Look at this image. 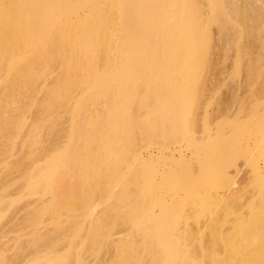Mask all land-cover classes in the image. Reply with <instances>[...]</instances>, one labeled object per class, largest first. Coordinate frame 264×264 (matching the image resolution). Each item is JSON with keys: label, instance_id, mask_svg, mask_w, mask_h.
Masks as SVG:
<instances>
[{"label": "rangeland", "instance_id": "rangeland-1", "mask_svg": "<svg viewBox=\"0 0 264 264\" xmlns=\"http://www.w3.org/2000/svg\"><path fill=\"white\" fill-rule=\"evenodd\" d=\"M106 1H99V6L95 8L96 14L102 11ZM227 1L183 0L189 5L188 12L193 8L196 11L194 13H197L190 18L193 17L194 20L192 25L195 23L199 26L198 31L194 30L199 34L194 32L195 35H192L198 44L193 43V52L176 55L153 54L150 48H145L147 33V41L152 40L151 34L149 35L152 29L150 24L152 26L153 21L157 20V12L164 9L161 5L168 1L114 0V25L117 32H114L112 42L119 37L120 26L126 23L127 36L137 38L136 44H141L138 45L140 48L137 46L138 51L142 54H117L116 42L113 44L114 54H97V98L89 99L84 104L77 103V99L85 92L80 86L74 89L73 99L65 109L60 108L55 113L54 110L48 114L41 106L45 90L54 84L57 75L63 71L59 62L50 65L45 59L39 61L42 74L33 89L21 85L19 89L6 90L0 83V264H56L67 259L70 264H77V260L83 264H110L116 248L132 249V253L137 251L134 253L139 258L144 241L136 235L139 230L134 229L135 227L120 222L117 223L116 230L111 231L115 232L114 235L102 230L100 235L104 237L97 240H94L97 237H92L93 233L98 234L96 219L115 214L111 204L107 202L108 194H120L123 191L112 187L114 180L116 183L119 181L118 184L121 182L120 185L122 182L129 183L130 174L136 170L139 171L140 187L130 188L129 194L133 195L136 202L146 199L148 210L163 220L161 225L149 230V233L154 234V240H177V245H187L184 243L188 239V242H192L191 245L197 242L199 249V243H203L202 246L209 248L210 255L206 256L205 247L201 259L200 252L203 249H197L200 254L192 252L190 257V251L196 249L193 248L194 244L190 248V243L186 241V248L190 249L186 252L190 255H184L187 260L193 258L192 263L197 255H201L196 259V262L199 260L197 264L201 260L200 264H211L220 258L221 261H215L216 264H231L232 259V264L239 263L240 259L236 260L235 254L233 257L224 252L228 246L225 249L223 247L229 244L228 240L232 243L238 241L239 236L240 242H244L241 241L244 239L242 236L245 232L249 233V229L243 227L244 222L254 213L263 212L249 210V207L264 194V0H237V7H241L238 8L241 11H238L240 15L237 13V17L234 13L231 15L232 5L229 11L228 4L232 0ZM121 6L125 8L123 12H119ZM45 10L44 7L40 9L42 13ZM239 19L241 20L238 21ZM146 25L150 28L147 33ZM197 26L193 29H197ZM122 48L126 49L125 46ZM24 55L30 59L35 54ZM159 56H166L165 60L170 65H165L164 57L161 62ZM155 60L158 61L156 64ZM158 63H161L160 67ZM18 66H23V62H19ZM8 67H0V82L7 76ZM136 91L138 96L143 93L138 100L132 94ZM113 95H117L118 100ZM110 107L117 112V115L113 113V118L110 117L112 120L108 118L107 110ZM81 108L83 111L77 113L76 109ZM75 124L82 125L81 130L75 131ZM143 133L145 136H142ZM120 135L121 138L118 139ZM112 152L120 161L114 180L109 178L110 175L114 176V170L111 171L112 163L109 162ZM95 166L98 170L99 167L104 170L105 175L100 168L103 183L106 177V182L107 179L111 180L110 184L114 181L110 185L112 192L108 191L107 184L102 188L99 186L94 192L90 191L93 182L91 174L93 175ZM44 173L51 175V180H48L51 181V186L54 185L53 190L47 181L49 185L45 183L46 187L41 183L42 191L38 185L33 186L35 189L39 188L37 190L40 194H35L33 188L34 194L31 195L28 187L36 182L35 179L46 177ZM29 176L36 177L33 179ZM30 178L32 182H28ZM99 183L102 185L100 181ZM78 184L85 186L90 195L84 199L86 208L83 206L81 212H66V208L63 210L61 207L65 198L72 194L68 189H73ZM42 188L52 192L48 191L46 194ZM59 193L64 202L57 201L63 211L58 209L59 214L56 213L57 209L51 208V212L56 211L54 215L44 210L47 214H42L41 221L33 222L34 212L43 203L52 206V199H59ZM118 193L116 194L119 195ZM221 204L222 208H219ZM86 210H91L92 215L88 216ZM149 215L147 218L152 219ZM179 227H185L186 230H183L187 232L185 235L180 229L183 232V235L178 234L180 240L175 236L179 233ZM180 235L185 238L184 242ZM247 237L249 239L250 235ZM218 242L221 243L220 246ZM93 243H98L97 247H101L97 249ZM93 250H96L95 254ZM221 250L222 254L219 252ZM110 251H113L112 254L107 255ZM97 252L99 257L96 256ZM178 253L182 252L175 250L174 256L179 255ZM212 253L216 254L211 256ZM142 254L138 263L149 264L151 259ZM177 257L176 262L181 258ZM181 261L178 260V264ZM138 263L135 261V264Z\"/></svg>", "mask_w": 264, "mask_h": 264}, {"label": "bare ground", "instance_id": "bare-ground-1", "mask_svg": "<svg viewBox=\"0 0 264 264\" xmlns=\"http://www.w3.org/2000/svg\"><path fill=\"white\" fill-rule=\"evenodd\" d=\"M99 1L100 0H0V67L4 66V65L9 66L8 67V70H9L8 74L3 80H1V82H0L1 85L6 90H12L13 88L19 89L21 87V85L26 86V87H31L33 89L37 83L39 76L42 74L39 61L45 59L47 62L50 63V65H53L56 62H59V63H61V65L63 67V71L61 73H59L57 75V77L55 78L54 84L45 90L44 98H43V101L41 102V106L44 108L45 112L48 113L50 111L52 112L55 110L54 111V113H55L57 109L58 110L60 108L65 109L66 106H68V103L70 102L72 96L74 95L73 91L76 87L82 86L85 90V92L77 99V101H78L77 103H79V105H80V103H82V104L86 103L89 99H92V100L95 99V97L97 96V92L95 90L97 89V85H98V82L96 80V77H97V71L96 70H97V66H98L97 54H114L113 53V51H115V48L113 47L114 42H116L115 44H116L117 54H139V53H141L138 51V47L141 44L140 43H139L140 45L136 44L137 38L127 36L128 33L126 32V30H127L126 23L120 26V28L118 30L119 37H117V39H115L117 41L114 40L112 42V40L114 39L113 34L115 31L117 32L116 26L114 25L115 24V17H114L115 16L114 15V4L115 3H114V0H107L104 8H102V11L100 13L96 14L95 8L97 6H99ZM162 1L163 0H161V3H162ZM166 1H168V2H166V3L164 2L165 4L161 5L164 9H162V7H160L163 11H161V10H159L160 12H157L158 10L154 11L155 14L158 13L159 15H158L157 20L155 18L156 21H153V25H152L153 27L150 24V28H152L151 33L149 31V29H150L149 26L146 25V28L147 29L149 28L148 30H146V33H147V31H149V35L151 34L150 38L153 41L152 40L147 41V39L149 38L148 33H147V39L145 40V43L147 45L144 43L145 48H147V47H148V49L150 48L149 50L151 52H153V54H176V55L178 54L179 55V54H187V52L189 54L191 51L193 52L195 50V49L193 50V48H195L193 46V43H194V45L198 44V41L196 43L195 38H192V35L194 34V32L196 30L198 31L199 26H197L195 23H193V25L191 24V22L194 21V20H192L193 17H195V15H197V13H194L196 11H193V8L191 9V11L188 12V10H190V8L188 7L189 5L186 2H183V0L182 1L181 0H166ZM228 1L230 2L231 0H228ZM254 1L259 2V0H254ZM237 2H239V1L232 0L231 4H228L229 11H231L230 6L232 5L231 6V9H232L231 15H233V13H234V16H236V17H237V13L240 15V13L238 11L241 9L240 6L237 7ZM132 3L134 4V1H132ZM142 4H144V3H142ZM142 4H141V7H142ZM239 5H240V3H239ZM43 7L46 10H45V12L42 13L40 11V9ZM118 7H120V4H118ZM239 7H240V9H238ZM245 8H248V7H245ZM255 8H256V6H255ZM124 10H125V8L121 6V9L119 12H123ZM226 10H227V7H226ZM249 10L250 9H248V11ZM187 12L190 14L192 12V14L188 15ZM245 12H247V11H245ZM226 14H227V12H226ZM192 15H194V16L190 18V16H192ZM247 15H248V13H247ZM241 16H242V14H241ZM249 16H250V14H249ZM257 16H261V15H257ZM152 17H155V16L152 15ZM241 19H239L238 21H240ZM248 19H249V17H248ZM256 21H258V19ZM222 24L223 23H221V25ZM195 26H197V29H195V28L193 29V27H195ZM144 27H145V24H144L143 28ZM222 27H224V25H222ZM219 29H221V26ZM222 30H223V28H222ZM226 30H227V28H226ZM226 30H224V32ZM254 31H255V29H254ZM120 33H122L123 36L120 37ZM195 34H196V32H195ZM197 34H199V33H197ZM254 35H255V33H254ZM191 39L192 40L194 39V41L192 42ZM196 39L198 40V38H196ZM148 42L152 45L150 46V44H148ZM233 43H234V41H233ZM144 44H143V46H144ZM122 46H125L126 49H123ZM150 51H148V54H151ZM24 54H35V55H33L30 59H28L27 56H25ZM159 57L161 59L160 61L163 62L162 59L164 56H159ZM165 57H164V60H165ZM178 58H179V56H178ZM19 62H23V66L19 67L18 66ZM157 62L155 60L154 64H156ZM165 62H166V64H165L166 66L170 65V64L169 65L167 64L168 63L167 59L165 60ZM158 64H160L159 65V67H160L161 63H158ZM165 65H164V67H165ZM10 66H12V67L10 68ZM263 82H264V80H263ZM145 83H146V81H145ZM143 85H144V83H143ZM158 86H160V84ZM260 87H262V86L260 85ZM135 89L133 90L134 92H135ZM146 89H148V88H146ZM143 91H144V89H143ZM259 91L261 92V89ZM141 93L138 96V91H136V93L132 92V94L136 95L135 96L136 99L138 97L140 98V96H142L143 93L142 94ZM116 97L118 98V96L116 95V96H114V99H117ZM132 98H133V96H132ZM141 98L143 99V97H141ZM142 99H141V101H142ZM117 100H112V101L114 102ZM141 103L143 104L144 100ZM159 108H161V107H159ZM114 109H113V107L108 108V110H107L108 111V118L112 117L113 113H115V115H117L116 114L117 112ZM76 110H77V113L83 111L82 108L76 109ZM111 112H112V114H111ZM160 113H162V112H160ZM115 115H113V117ZM166 116H167V114H166ZM163 117H165V116H163ZM112 118H110V120H112ZM77 123H79V122H77ZM80 124H77V125L75 124L73 126V129L75 131L81 130L80 128L82 125H80ZM78 125H80V126H78ZM140 127H141V125H140ZM152 131H154V130H152ZM155 132L156 131H154V133ZM163 132H165V131H163ZM125 133H126V131H125ZM144 133H146V131ZM144 133L142 134V136L144 135ZM160 134H161V132H160ZM121 135H122V133H121ZM121 135H120V137H117V138L118 139L121 138ZM117 141H119V140H117ZM111 155H113V156L109 157L111 159V160L109 159L110 160L109 162L112 163L111 164L112 165L111 171L114 170L112 172V173H114L113 174L114 176L110 175L109 178L114 180V177L116 178V175H117L116 169H117V166L119 165L120 161L118 160V156L114 155L113 152L111 153ZM95 167L96 168H93V170H92V171H94V172H92L93 175L91 174V176L93 178V182L91 183V189H90L91 192H94L96 189H99V186L101 187V186H104L105 184L108 185V187H107V185L105 186V187H107L108 191L110 190L112 192V189H110V188L115 187V189L118 188L119 190H122L123 192L120 194L118 192H115V193L113 192L112 194L109 193L111 196L108 194L109 199L107 198V200H108L107 202H109L111 204L113 210L115 211V214L111 215L110 217H109V215L99 216L96 219V221H95L96 225L95 226H96V229L98 230L97 231L98 234L97 235H96V233L92 234L93 238L97 237L94 240L99 239V237H104V236L100 235L102 230H106V232L109 233V232L113 231L115 229V227H117L116 226L117 223L119 224L121 222L125 225L132 227V228L135 227L134 229L139 230V233H137L136 235L137 236L139 235V237H141L142 240L144 241V242H142V244L144 243V248H141V249H143L144 252L142 251L143 254L140 253V255L142 254V256H143L145 254V256L147 258L149 257L148 259L149 260L151 259V261H149L147 259L149 261V264H150V262H151V264H176V263L178 264V260L181 261V258H184L185 255H187L188 250H190V249L186 248L188 243H190L189 247L191 248V246H193L194 242L191 245L192 242H188L187 241L188 239H187L186 241L188 243L186 241L184 243L187 245H182L179 243V245H180L179 246V245H177L178 243H177V240H175V238L173 239V240H175V242L174 241H168L167 242V240L165 242H163V240L159 242V241L153 239V238H155V237H153L154 234L152 235L151 233H149V232H151L149 230L153 229L156 226L161 225L163 222L162 218L158 215L153 214L151 210H148L149 206L147 207L145 198H144L145 200H142V201L137 200L138 202H136V199H133V197H132L133 195L129 194L130 188L133 189V188H139L140 187L139 171L138 170H136L135 172L132 171V173L130 174L129 179H128L129 183L125 184V182H122L123 184L120 185L121 182H120V184H118L119 183L118 180H117L118 181L117 183H116V180H114L115 183H114V181H112V183L110 184V182H111L110 179H107V182H106L105 179L107 177L104 178L105 176H103L104 181H105V183H103L102 182L103 179H101L102 178L101 177L102 172H100L101 167H99V170L97 169V166H95ZM101 169H102L101 171H103V173H104L103 168H101ZM42 171H43V169H42ZM39 172H41V171H39ZM39 172H38V174H39ZM34 173L36 174V172H34ZM42 173H40V175ZM99 173H100V176H99ZM112 173H110V174H112ZM44 174L46 175V177L41 176L42 178L39 177V180L38 179L36 180L35 178H33V177H36L37 174H36V176H33V177L29 176V177L35 179V181H36V182H32L31 178L28 180V182L29 181L32 182V183L30 182L32 185L28 187V188H30L29 191H30L31 195L34 193L35 194L37 193V195H38V193L40 194L39 190H37L39 188H37V189L34 188V187H37V185L40 187L41 183H43V185H45V183H46V185H49L48 183L51 182V181H49V180H51V177H49L51 175L49 174V176H47L48 173H44ZM103 175H105V173ZM47 181H49V182L47 183ZM99 181L101 182L102 185H100ZM39 182H40V184H38ZM30 183H28V185ZM33 183H35L36 185ZM113 183H114V186L111 187L110 185H112ZM46 185H45V187H46ZM31 187H32V189H31ZM47 187H49V186H47ZM50 187L49 188L52 189V187H54V185L51 186V183H50ZM33 188L35 191L34 193H32ZM43 188H44V186H43ZM120 188H122V189H120ZM115 189H114V191H115ZM68 190H71V192L70 191L69 192L72 194L69 195L68 198H65V200H66L65 202L61 199L62 196L59 193L58 194L59 196L57 195L59 197V199L54 197L56 200L53 201V199H54L53 198L52 199L53 203L50 201L53 204L52 206L48 203L47 204L43 203L42 207L44 205L45 206L43 208L41 207L42 209L37 206V208H40V209L37 210L38 213H37V211H36V213L34 212L33 222L37 223L38 220L41 221L42 214H44V213L47 214L48 211H50V213H52L54 215H56V213L60 214V212H62L65 208H66L65 209L66 212L67 211H70L73 213L81 212L83 206H85V204H87L85 200L88 198V195H89V194H87V192L85 190V186L78 184L73 189L71 188ZM40 191H42L41 187H40ZM48 191H51V190H48ZM48 191H47V188L44 190V192L46 194L48 193ZM44 192H43V195H44ZM67 192L68 191H66V193H65L66 196H68V194H69ZM116 193H118L119 195H117ZM85 197H86V199H85ZM63 199H64V197H63ZM57 200L64 202V204H62L63 205L62 207H61V204ZM56 203L57 204L59 203V204L57 205ZM49 205L51 207H49ZM39 206H41V205H39ZM60 207H61V209H63L64 207L65 208L63 210H61ZM51 208L57 209L56 210L57 212L54 210H53V212H51L52 211ZM85 208H86V206H85ZM219 208H222V204L219 206ZM58 209L60 212L58 211ZM67 209H69V210H67ZM44 210H46L47 213L44 212ZM83 210H85V209H83ZM249 210H263V212H261L260 214L254 213L250 219H248L246 222H244L243 227L246 228L247 230L249 229L248 230L249 233L245 232L244 235L242 236L244 239L240 238L241 241L244 240V242H240L239 237H241V236H239L238 239L236 237V239L238 241H233V243L229 240L228 241L225 240V243L229 242V244H226L225 247H223L225 249L226 246H228L224 252L225 253L228 252L226 254H229V255L232 254L233 257H235V255H236V260H237V258H239L240 261L239 260L238 261L240 264H250V263L258 264L260 261L261 262L259 264H263V261H264V240L263 239H264V236H262V234L264 235V233L261 234V232L262 231L264 232V194L260 195L255 200V202L253 204H251V206L249 207ZM54 212H56V213H54ZM85 212H87L88 216L92 215L91 210H86ZM48 215H51V214H48ZM148 215L152 216V219L150 217L148 219L147 218ZM38 216H40V218ZM52 217H53V215H52ZM144 218H147V219L144 220ZM183 228L186 230L185 227H182V228L179 227V230H178L179 233L175 234V236L177 235L176 239L179 238L178 234L181 233L180 229H182V231H184ZM199 231H200V229H199ZM242 232L243 231H241V233ZM250 232L251 233L253 232L255 234H250ZM257 232L260 233L261 235L258 234ZM114 233H112V234L114 235ZM182 233H181V235H183L187 232L184 231V233L183 234ZM190 233H191V231H190ZM112 234H110V235H112ZM235 234H237V233H235ZM181 235H180V237H181ZM249 235H250V237H249V239H247L248 238L247 236H249ZM251 235H252L254 240H252ZM236 236H238V235H236ZM150 237L151 238L153 237V238L151 239ZM131 239H133V237ZM184 239H183V242H184ZM178 240H180V239H178ZM250 240H252V241H250ZM118 241H120V240L118 239ZM126 241H128V240H126ZM223 241H224V239H223ZM97 242H99V241H97ZM110 242H111V240H110ZM117 242H116V244H118ZM100 243H102V241ZM181 243H182V241H181ZM196 243L194 244L193 248L197 250V249H199L198 248L199 246ZM231 243H232V245H231ZM202 244L203 243H199V245L201 246L200 248L203 249V250L199 249V250H201L200 253H202L201 254L202 257H200L201 255L200 256L197 255L201 259L203 258L205 252L207 254L209 253L208 252L209 248L206 247L205 245H203L204 246L203 247ZM205 244H207V243H205ZM218 244H219V242H218ZM93 245H94V243H93ZM213 245H214L213 247H215L214 243H213ZM220 245H221V243L219 244V246ZM223 245H224V243H223ZM94 246L97 247L98 243L95 244ZM107 246H109V245H107ZM211 246H212V244H211ZM176 247L177 248L179 247V249H176ZM216 247H218V245H216ZM99 248L97 247V249H99ZM204 248L206 249V251L204 250ZM221 248H219V250ZM122 249L121 248L115 249L113 256H112L113 259H111V257L109 258V259L113 260L112 263H114V264H129V263L135 264V261H136V263H138V259L140 258V255H139V258H137V254L135 256V253L137 251H133V253H132L131 252L132 249H130V250H128V249L122 250ZM214 249H218V248H213V250ZM231 249H232V251H231ZM175 250H177V252H179V251L182 252L181 254L178 253L179 255H177V254L175 255L176 257L178 256L177 258H179V256L181 257L180 259L177 260V262H176V257L174 256ZM186 250H187V252H186ZM196 250L190 251L191 255L188 253L190 255V257H192V255H193L192 252L195 253V252L199 251V250H197V251ZM104 251L105 250H103L102 253H104ZM107 251H108V249H107ZM124 251H125V254H124ZM183 251L186 253H183ZM229 251L232 253H229ZM95 252H96V250L94 251V254H95ZM98 252L96 253V256L98 255ZM111 252H113V251L107 252V255H108V253L112 254ZM138 252H141V251H138ZM219 252L221 253L222 250ZM132 254L134 255L135 259L131 258V256H133ZM207 254H206V256L210 255V254H208V255ZM215 254L212 253L211 256H213ZM100 255H102L101 250H100ZM189 255H187V257ZM217 256H214V257H217ZM98 257H99V255H98ZM187 257H185L184 258L185 260L183 259V261H186V263L191 264L193 258L191 260L189 259L190 260L189 261V260H187ZM193 257L195 258L196 256H193ZM198 257H196V259H198ZM205 258L206 257H204V259ZM209 258H211V257H209ZM229 258H228V261L230 262ZM130 259H131V262H130ZM196 259H194L192 264H197V262L199 260L196 262ZM220 259H222V258H220ZM220 259H217L215 261L216 262L218 260L221 261ZM83 260H84V258H83ZM132 260L134 261V263H132L133 262ZM232 260H231V264H232ZM66 261H59L56 264H70L68 261H67L68 263ZM70 261H72V260H70ZM85 261H83V262H85ZM183 261H181L180 264H182ZM187 261H189V262H187ZM207 261L208 260H206V262ZM215 261H214V263H211V264H216ZM124 262H126V263H124ZM201 262H202V260H201ZM74 263H75V261H74ZM106 263L108 264L109 262H106ZM112 263H110V264H112ZM141 263H142V261H141ZM77 264H83V263L82 262L80 263L77 260ZM219 264H222V263L219 262Z\"/></svg>", "mask_w": 264, "mask_h": 264}]
</instances>
